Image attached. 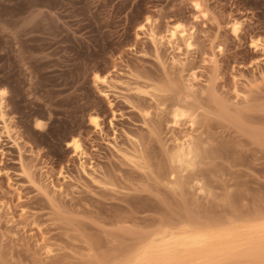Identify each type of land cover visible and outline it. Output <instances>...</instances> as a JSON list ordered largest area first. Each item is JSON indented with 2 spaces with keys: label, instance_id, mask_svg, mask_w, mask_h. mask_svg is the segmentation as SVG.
Segmentation results:
<instances>
[{
  "label": "rangeland",
  "instance_id": "374dc122",
  "mask_svg": "<svg viewBox=\"0 0 264 264\" xmlns=\"http://www.w3.org/2000/svg\"><path fill=\"white\" fill-rule=\"evenodd\" d=\"M198 1L0 0V264H129L177 221H264V0ZM175 24L190 47L148 36Z\"/></svg>",
  "mask_w": 264,
  "mask_h": 264
},
{
  "label": "bare ground",
  "instance_id": "6f19581e",
  "mask_svg": "<svg viewBox=\"0 0 264 264\" xmlns=\"http://www.w3.org/2000/svg\"><path fill=\"white\" fill-rule=\"evenodd\" d=\"M194 6L199 12H203L198 0H195ZM144 28L145 25H142L140 31L145 30ZM237 30L238 23H235L234 31L236 32ZM148 36L154 43H165L172 48H179L181 41L187 47L192 45V33L190 29L188 30L179 24L167 28L165 35L159 34L155 27H151L148 29ZM109 77L108 75L96 76L95 80L97 84L104 87H112L111 80L115 81L116 79L113 77L110 79ZM6 95L7 91L0 87V121L2 122L0 141L2 140V134L6 136L10 135V125L6 117ZM175 112L178 111L175 110ZM178 114L176 113V116ZM195 120L194 116L191 115L189 117V122L192 125L195 124ZM44 123L42 119H37L35 127L42 129L45 126ZM91 123L96 129H100L101 125L97 117H93ZM195 148L199 150L198 147H193L192 142L189 140L178 142L175 154L173 153L174 155L172 156L173 161L178 163L180 167H184L185 165L187 167L192 166L199 156ZM76 151L80 155L84 154L83 149L79 145H76ZM177 223H179V227L155 232L154 235L150 236L147 242L137 251L133 259L129 261V264H211L217 256L224 258H255V256L259 258V256H264V221L247 226L246 231L243 233L236 228L209 230L203 227L204 223L197 225L188 220L177 221Z\"/></svg>",
  "mask_w": 264,
  "mask_h": 264
}]
</instances>
